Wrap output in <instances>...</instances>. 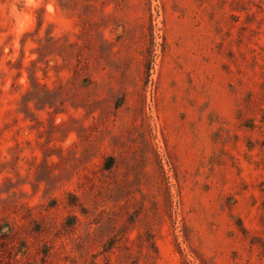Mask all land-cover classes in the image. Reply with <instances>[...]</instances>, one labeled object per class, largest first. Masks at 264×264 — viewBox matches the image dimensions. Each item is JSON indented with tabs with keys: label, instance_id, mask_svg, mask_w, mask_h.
<instances>
[{
	"label": "rangeland",
	"instance_id": "1",
	"mask_svg": "<svg viewBox=\"0 0 264 264\" xmlns=\"http://www.w3.org/2000/svg\"><path fill=\"white\" fill-rule=\"evenodd\" d=\"M0 264H264V0H0Z\"/></svg>",
	"mask_w": 264,
	"mask_h": 264
},
{
	"label": "trees",
	"instance_id": "2",
	"mask_svg": "<svg viewBox=\"0 0 264 264\" xmlns=\"http://www.w3.org/2000/svg\"><path fill=\"white\" fill-rule=\"evenodd\" d=\"M112 165H113V164H112V159H111V162H109V163L107 164L106 168H107V169H110V168L112 167Z\"/></svg>",
	"mask_w": 264,
	"mask_h": 264
}]
</instances>
